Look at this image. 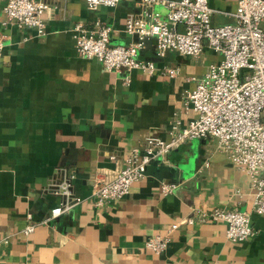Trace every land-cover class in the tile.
I'll list each match as a JSON object with an SVG mask.
<instances>
[{"label":"crops","instance_id":"0c3cea01","mask_svg":"<svg viewBox=\"0 0 264 264\" xmlns=\"http://www.w3.org/2000/svg\"><path fill=\"white\" fill-rule=\"evenodd\" d=\"M45 1L43 33L7 22L0 8V264H264V214L251 210L249 176L213 136L156 155L118 198L95 205L89 195L145 134L167 138L172 117L185 123L195 115L182 106V94L220 54L203 45L198 56L171 49L159 55L148 37L137 56L153 63L151 73L107 70L77 53L74 23L87 30L108 24L111 43H128L136 36L124 21L141 3L89 9L85 0ZM207 1L211 22L235 20L237 0ZM150 9L165 12L157 3ZM163 66L177 71L167 76ZM63 171L73 173L71 190L80 200L40 221L58 200L45 186ZM162 182L173 186L161 192ZM214 207L248 211L253 234L226 238L223 221L199 217ZM28 221L39 222L24 233ZM164 233L161 252L143 246L147 236Z\"/></svg>","mask_w":264,"mask_h":264},{"label":"built area","instance_id":"2783aa9c","mask_svg":"<svg viewBox=\"0 0 264 264\" xmlns=\"http://www.w3.org/2000/svg\"><path fill=\"white\" fill-rule=\"evenodd\" d=\"M118 0H85L89 9L98 5L113 6ZM142 8L124 21V30L134 34L128 43H111L110 26L100 23L93 30L84 29L80 22L73 25L74 45L84 58H95L107 70L137 68L151 73L155 68L150 60L137 56L144 39L152 37L155 51L161 55L167 49L180 54L198 56L203 45L220 54L210 61L194 85L184 90L182 106L195 115L185 123L172 117L166 127L167 138L149 132L138 145L130 148L123 164L108 178L96 180L89 193L92 203L104 202L124 195L130 184L144 175L145 166L156 155L186 139L210 135L216 138L225 158L241 168L250 179L253 189L251 210L264 214V0H237L232 12L235 20L214 24L213 9L207 0H138ZM165 8L163 16L150 9L152 4ZM45 0H0L6 21L16 27H32L43 33L41 12ZM4 23V21L2 22ZM3 43L0 37V54ZM177 68L163 66L161 73L172 76ZM129 78L124 75L123 82ZM73 173L63 171L45 188L58 200L40 221L68 211L80 197L71 190ZM172 183L162 182L161 192H167ZM201 219L221 220L225 223V237L241 241L253 234L249 212L236 208H211L199 214ZM39 221H28L24 233ZM175 224H171L170 228ZM3 241H6L5 239ZM168 234H153L145 238L143 246L155 253L167 244Z\"/></svg>","mask_w":264,"mask_h":264}]
</instances>
